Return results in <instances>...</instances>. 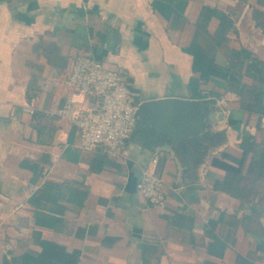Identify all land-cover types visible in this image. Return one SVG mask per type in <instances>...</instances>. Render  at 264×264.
Returning <instances> with one entry per match:
<instances>
[{
	"label": "crops",
	"instance_id": "obj_1",
	"mask_svg": "<svg viewBox=\"0 0 264 264\" xmlns=\"http://www.w3.org/2000/svg\"><path fill=\"white\" fill-rule=\"evenodd\" d=\"M180 1L0 0V264L57 251L58 264H264V0ZM80 56L119 71L139 104L215 99L200 136L226 140L186 164V140L160 151L168 137L139 118L123 157L80 149L58 115L97 106L69 83ZM145 174L164 180L165 208L139 193Z\"/></svg>",
	"mask_w": 264,
	"mask_h": 264
},
{
	"label": "built area",
	"instance_id": "obj_2",
	"mask_svg": "<svg viewBox=\"0 0 264 264\" xmlns=\"http://www.w3.org/2000/svg\"><path fill=\"white\" fill-rule=\"evenodd\" d=\"M69 83L97 102L94 109H82L69 101L58 114L76 127L79 148H102L111 158L123 157L127 141L139 122L140 104L122 75L92 57L80 56L73 64ZM137 188L152 205L167 206L168 189L161 177L145 174Z\"/></svg>",
	"mask_w": 264,
	"mask_h": 264
},
{
	"label": "water",
	"instance_id": "obj_3",
	"mask_svg": "<svg viewBox=\"0 0 264 264\" xmlns=\"http://www.w3.org/2000/svg\"><path fill=\"white\" fill-rule=\"evenodd\" d=\"M216 103L215 99L147 101L139 105V116L144 125L150 124L156 127L158 133L168 137L170 143L161 147L160 151L170 152L182 141L201 135L208 120L217 119L218 114L211 110Z\"/></svg>",
	"mask_w": 264,
	"mask_h": 264
},
{
	"label": "trees",
	"instance_id": "obj_4",
	"mask_svg": "<svg viewBox=\"0 0 264 264\" xmlns=\"http://www.w3.org/2000/svg\"><path fill=\"white\" fill-rule=\"evenodd\" d=\"M168 2H170V6L172 7H176V9L181 8V10L185 9V3L180 1V3L176 2V0H166ZM179 1V0H177ZM179 4V5H178ZM159 3H155V7L158 8ZM213 15L216 16L217 18L224 20L225 21V15L223 13H220L218 11H214ZM188 52L190 53H194L191 50H188ZM232 55L234 58H241L243 56L244 61L249 60L250 62H252L251 66L249 67L252 71H254L255 74L254 76L252 75L253 78H258V73H261V65L262 63L259 62L257 59H255L251 53H249L246 50H241V51H233ZM120 73V72H119ZM125 83L130 87L131 86L129 84V82H127L126 80H124ZM132 90V89H131ZM197 98L199 99H204V98H208V96L206 95H202V94H197L196 95ZM262 98L263 95L258 93V94H254L252 101L256 106H261L262 105ZM246 106L244 105V108ZM140 123L138 122V125ZM137 125V126H138ZM144 132V139L147 143H152L154 142L156 139L160 141V136L159 134H156L152 131H146L143 129ZM226 140V134L224 132L221 133H216V134H211L210 132L205 133L203 136L197 135L193 138H190L189 140H186L185 142L181 143L178 146V151L180 152V154H182V160L186 163V164H196V162L198 161V157L197 154H199V151H201V149L205 148L206 144L209 143L211 146H218L220 144H222L224 141ZM245 147V145H244ZM199 156V155H198ZM224 168H226L228 171L234 170L232 167L229 166H224L221 165ZM52 186L49 185L48 187L46 186V188L44 189L47 192L52 193ZM59 194V193H58ZM41 216H38L37 222L38 224H40L41 226H52L53 224H49L47 222L44 221V219L40 218ZM42 219V220H41ZM63 257V253L62 252H54L52 254L48 253V254H44L40 257H34L31 256L29 254L24 255L22 257H20L19 259L15 260L14 263L15 264H58V260L62 259Z\"/></svg>",
	"mask_w": 264,
	"mask_h": 264
}]
</instances>
